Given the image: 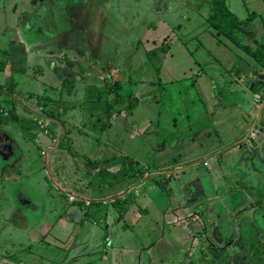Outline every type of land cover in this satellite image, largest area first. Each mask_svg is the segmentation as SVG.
Masks as SVG:
<instances>
[{
    "label": "rangeland",
    "instance_id": "rangeland-1",
    "mask_svg": "<svg viewBox=\"0 0 264 264\" xmlns=\"http://www.w3.org/2000/svg\"><path fill=\"white\" fill-rule=\"evenodd\" d=\"M88 1L90 2L88 7L92 9L98 7L99 10H91L84 15V18L81 17L76 29L70 28L72 22L67 15L70 14L71 17L81 15L82 12L78 9L82 7L83 2ZM133 1L137 2V0ZM178 1L170 0L166 9L168 15L179 13L176 5ZM36 3L38 5H35ZM2 4L6 10L4 16L10 20L9 24L13 29L10 34V45L18 47L15 51L1 50L0 53V61L6 63L5 69L0 68V206L13 207L21 203L25 210H32L31 208L38 205L40 199L45 196V191L49 189L50 178L54 179L52 187L58 186L52 171L47 167V160L51 161V153L46 154L47 152L44 151L46 144L50 142L52 145H57L60 140L66 141L71 137L73 139L71 146L77 152L84 153L83 159L85 160V156H88L95 161V156L91 152L100 147V144H95L93 140L99 132L94 128L89 129L90 126H86L83 120L87 119L90 123L92 118L97 119L102 109L95 110L94 103H101L103 96L111 93L113 99L117 98L110 87L108 91L107 89L97 91V85L105 83L107 87L108 82L105 81L107 77L110 80L109 86L119 81L121 92L125 95L133 96L143 92L142 89L140 91L138 89L142 86V82L138 83V81L156 78L154 65L160 63L165 57L163 52L166 51V47H170L171 41L168 37L163 38L156 44L158 48L153 53H148L149 49L146 52L145 49L148 47L146 42L143 43L144 45H138V41L148 36V33H145L148 19L145 16L142 21L139 20L138 27L134 25V22L127 20L129 13H134L132 8L135 4L131 0H5ZM116 5L118 9L120 7L117 13ZM106 6L112 9V18L109 21H104L103 11ZM139 6L142 7L141 3ZM158 15L162 13L158 12L152 23H157ZM161 18L163 21L166 20ZM101 20L103 25L118 31V37L124 44L123 50H128L122 57L125 59L114 58V56L119 58L120 55H114L115 51L107 53L98 49L99 36L90 37L94 41L92 43L84 35L85 29L90 27L97 30ZM67 21L69 26L66 28ZM170 23L174 24L175 29H180L177 28V20L173 17ZM72 29L74 37L70 33ZM137 29L144 32L141 38L137 36L141 30ZM240 30L245 32L246 28L241 27ZM255 34L251 40L256 38L263 43L264 30H258ZM189 43L193 47L191 40ZM253 46L252 51L256 50L258 45ZM1 47L5 48L6 45ZM207 47L214 52V47L211 45ZM221 49L222 47L216 51L223 54L224 49ZM222 54H219V60L224 59ZM225 54L228 55V53ZM239 56L248 61H253L254 58L249 51H240ZM227 57L236 61L234 57L231 58V54ZM141 64L143 67L139 68ZM145 71L147 73L143 74ZM65 76H69L68 78L74 80L75 84L70 80L65 81ZM260 76L262 74L257 75L259 82L263 80ZM136 81L137 84L134 85ZM13 84H15L14 92L7 94L9 85ZM87 84L90 85L87 96L96 97V100L87 102L84 95ZM261 91L264 93V89ZM255 97L260 106L259 111L263 112L264 105L262 107L261 103L264 101V96L256 93ZM91 109L98 112L90 113ZM48 111L53 112V115H50ZM112 114L114 117L118 113L113 110ZM106 117L105 114L101 116L102 119H107ZM258 124L254 131L258 135L250 133L248 140L242 139L237 143L242 150L240 155L245 158V162H240L241 164L231 161L232 159L226 160L225 148L218 145L206 146L209 145L207 142L202 145V149L206 152L197 156L198 163H194V160L187 161L188 158L185 159L184 154L189 155L190 150L193 149L192 146H188V137L170 135L163 146H160L161 149L155 150L158 155L164 154V161L155 164L156 170L148 175L150 178H145L143 174L139 177L140 181L148 180L142 182V185H145L143 189L146 190L147 197L149 199L154 197L156 202L160 201V204L153 207L149 202L146 203L140 196L141 189H136L137 184L131 189L138 194L132 192L133 195L127 192L120 195L122 199L129 197V200L114 206L115 197L107 199V205L109 208L113 205V212L116 213L115 219L109 224L113 230L117 223L121 225L124 222L123 214L119 213V210H126L136 205L149 206V215L145 214L150 219L148 218L145 230L149 228V234L155 236L153 237L155 243L152 244L155 247L154 251L159 245L166 248L167 251H164L162 256L151 251V246L147 249L142 247L131 250L129 243L131 238L127 234L129 231L124 233L125 238L121 241L120 250H115L112 246L106 254L98 252L103 247L92 248L101 242H109V239L112 242V231L106 237L103 232L97 235L93 246L91 244L93 239L88 240L86 234L74 245L58 241L63 244V247H68L74 253H80L71 258L74 264H80L79 261L82 258L85 260L88 253L91 255L90 260H94V263L89 264H104L102 260H99V256L107 254V256L111 255L112 264H134L131 263L132 251L140 252L139 257L142 258L152 253V264H264V223L259 216L264 212V191H262L264 190V173L259 172L260 169L254 171L248 159L254 157L257 160H264V120L259 121ZM52 130L55 131V138L51 140L49 134ZM106 134L107 142L114 143L117 140L112 138L114 133L111 134L109 129L104 136ZM220 151L222 155L218 157ZM212 152L221 162L214 166L211 161L210 166L201 168L203 166L199 165L205 162L207 156L204 153ZM131 153L140 159L147 157L142 150L137 152L135 149ZM151 155L153 156V153ZM111 162L101 163L98 170L106 166L109 169H115ZM144 167L147 168L145 165ZM65 175L70 178L69 172ZM61 178V176L58 178L59 181ZM3 199L6 205H2ZM19 217V214H16L11 220V225L6 224V219L9 218L5 217V230H2L3 223H0V234H5L10 227L15 229L14 226ZM94 224L95 226L92 227L97 228L98 221H94ZM141 230L143 231V228ZM162 231L165 234L164 237L159 236L163 234ZM15 232L16 234L12 233V235L23 241L32 239L26 229H18ZM93 232V230L88 231L90 236L94 235ZM168 234H172L171 238ZM8 238L9 234L6 233L4 238L1 237L0 242ZM40 239L37 238L39 250L34 249L40 254L46 253L43 252L46 247L55 245V242L48 245ZM18 244L19 242L12 245L11 249L0 245V264H43L41 260L30 261L32 258L25 262L27 246ZM32 245L34 246L35 243L31 242L30 246ZM30 246L27 247L29 250H31ZM256 250L257 253H255ZM147 252L148 255H146ZM10 253L11 255L8 256ZM32 256L42 257L36 253ZM139 257L137 261L140 260ZM143 261L137 264H148L145 263L146 259Z\"/></svg>",
    "mask_w": 264,
    "mask_h": 264
},
{
    "label": "crops",
    "instance_id": "crops-1",
    "mask_svg": "<svg viewBox=\"0 0 264 264\" xmlns=\"http://www.w3.org/2000/svg\"><path fill=\"white\" fill-rule=\"evenodd\" d=\"M3 1L5 2V0ZM3 1H0V53L1 50L15 51L18 47L10 45V34L13 32V29L9 24L10 20L4 16L6 15V10L4 4H2L4 3ZM131 1L135 4L132 8L134 13H129L127 20L132 23L134 22V25L138 27L139 20L142 21L145 16L148 19L147 30L145 29V33H148V36L143 40L139 39L138 45H144L143 43L146 42L148 45L145 49L146 52L149 49L148 53H153L158 48L156 44L163 38L168 37L171 41L170 47H166V51L163 52L165 57L160 63L154 65L156 78L138 81V83L142 82V86L138 87V89L139 91L142 89L143 92H139L133 96L125 95L121 92L124 96L132 98V105L126 108L118 104L117 108H114V112L118 114H115L114 117H112V114L108 121V127L102 126L105 120L101 118L104 111L103 100L101 103H94V109H98V111L102 109V111H99L97 119L92 118L90 123H88L87 119L83 121L86 126H90L89 129L94 128L95 131L99 132L98 136L93 138V140L95 144H100V147L99 149L95 148L93 152L96 153L91 152L95 156V161L88 156H85L84 160V153L80 152V154L72 146L71 148L63 149L57 148L56 144L52 145L48 142L44 148V151H47L46 154L51 153V161L47 160V167L52 171L50 172L55 177L58 186L52 187L54 179L50 178L51 185L49 189L45 191V196L43 199H40L38 205L31 208L32 210H25L21 203L13 207L7 205L8 208L7 206H0L2 207L0 208L2 210L0 223H3V231L5 230V219L7 216L9 218L8 220L6 219L7 225H11V220L16 214L20 216L17 219V224L14 226L16 230L12 227L6 230L5 232L9 234V238L0 242V245L11 249V246L17 242H19L18 245L25 244L27 247L31 245V242L35 243L34 246H30L31 250L27 247V249L25 248V262L32 258L30 261L41 260L43 264L45 262L46 264H74L71 258L80 253H74L68 247H63V244L58 240L74 245L77 240L86 234L88 240L92 241L93 239L91 243L93 246L95 245L94 239L97 235L103 232L106 237L111 231L113 232L112 242L109 239V242H101L92 249L103 247L98 252L104 254L108 253V249H111L112 246L115 250H120L121 241L125 238L124 233L129 231L127 234L131 238L129 240L131 250L142 247L147 249L151 246V251H154L155 247L152 244L155 243V238H153L155 236L149 234V228L145 230V226L150 219V217H147L150 211L149 206L136 205L126 208V210H119V213L123 214L124 222L121 225L117 223V226H114V231L109 227V224L115 219L116 213L115 211L113 212V205L110 208L107 205V199L115 197L113 201L114 206L117 205L118 200L121 204L129 200V197L122 199L120 195L127 192L134 195L132 192L135 191L131 188L137 184L138 187L136 189H141L140 196L146 203L149 202L153 207L160 204V201L156 202L154 197H150V199L147 197V192L143 189L145 185H142V182H147L148 180L144 179L140 181L139 177L143 174L145 178H150L148 175L150 173L153 174L156 170L155 164L164 161V154L158 155V153H155V150H157L156 148L158 150L161 149L160 146H163L164 141L169 139L170 135L173 137L176 135L182 138L188 137V146H192L193 149L190 150L189 155L185 153L184 156L186 157L184 158H188L187 161L194 160V163H198L197 156L200 153L206 152L202 149V145L205 142L209 143L206 146L218 145L225 148L224 151L227 150L225 154L226 160L232 159L231 161L243 163L245 162V158L240 155L242 150L237 146V143L242 139L244 141L248 140L250 133H253L255 136L258 135L254 131L258 127L259 121L264 120V111H259L260 106L255 96L256 93H260L264 89V66L255 57L253 61L242 58L239 56V52L252 50L250 48L254 47V44L260 45L261 43L256 38L251 40V37H253L256 31L264 30V0H179L176 3L179 13L172 15H168L166 11L170 0H157L156 4V0H137L136 3L133 0ZM217 1H223L236 19L245 21L242 27H245L246 31L240 30L239 36L243 38L242 42H245L244 45H240L232 40L228 35L223 33L222 29L216 27L209 20L213 19L212 13L218 6ZM140 3L143 8L139 6ZM89 4V1L83 2L82 7L78 9L82 12L79 16L71 17L70 14L67 15V18L73 23H70V28L76 29L81 17L84 18V15L91 10H99L98 7H95L96 9L88 7ZM35 5L38 4L36 3ZM14 7L15 4L13 5ZM115 9L117 13L120 7L118 9L116 5ZM111 10V8L106 6V9L103 11L104 21H109L112 18ZM157 11L162 13V15H158L157 23H152L156 19ZM139 15L141 18H139ZM170 16L177 20L176 26L180 28L179 30L175 29L174 24L170 23ZM134 17L136 18L134 19ZM161 17L166 20L168 19V21H163ZM68 26L67 21L66 28ZM73 29L70 31L71 34H73ZM117 32L103 25L101 20L97 30L90 27L89 29H85L84 35L92 43L94 41L90 37L94 35L99 36L98 49L107 51V53L115 51L114 55H120L119 58L117 56H114V58L122 60L125 59L122 57L124 54H127L128 50H123L122 46L124 44L121 38L118 37ZM142 33H144L143 30L137 36L141 38ZM255 35L257 36V34ZM190 40L193 42V47L190 46ZM4 45L6 47L2 48L1 46ZM208 45L214 47V52L207 47ZM221 47V50L224 49V59L219 60V54L222 53L216 50L219 51ZM61 50L65 51L66 49ZM71 51H73L72 48ZM225 53L231 54V58L234 57L236 61L227 57L228 55ZM142 67L143 65L141 64L139 68ZM0 68L5 69L6 63L0 61ZM145 73L147 71L143 72V74ZM258 74H262L260 79L263 80H260V82L257 77ZM68 77H66L65 81L70 80L75 84L74 80ZM105 81L110 82L107 77ZM136 84L137 81L134 82V85ZM9 86L7 94L14 92L13 88H15V84ZM89 88L90 85L88 84L84 88L87 102L95 98L87 96ZM97 88V91H103L106 89L105 83H99ZM108 96L112 98L111 93ZM13 100L15 101L16 99L14 98ZM261 105L263 107L264 101ZM91 111L90 113L98 112L93 109ZM108 129L111 134L114 133V137L112 138L117 139L114 143L112 141L107 142V134L104 136V133ZM51 132L54 134L50 137L52 140L55 138V131L52 130ZM100 139L101 141H99ZM72 141L73 139L70 137L68 141L70 145ZM135 149L137 152L142 150L143 153H146L147 157L143 159L137 158L131 153ZM152 153L153 156L151 155ZM218 154V157H220L222 155L221 151ZM204 155H207L206 160L209 161L205 160L204 163H200L199 166H203L201 168L210 166L211 161L214 166L221 162L213 152L204 153ZM126 157L137 161V163L132 164ZM248 159L253 165L254 171L260 169L259 172L264 173V160H257L254 157ZM109 161H112L111 164L115 166V169H109L106 166L98 170L101 163H109ZM144 165L147 167L146 169ZM128 166L132 172L138 171L135 177L133 174L129 175L127 173L125 175L123 173ZM54 171L55 173H53ZM66 172L70 173V178L65 175ZM60 176L62 177L61 181L58 179ZM135 193L138 194V192ZM71 196H74L73 200ZM4 200L2 205H6ZM94 203L98 207L94 208L92 206ZM91 206L93 207L92 210H90ZM102 207L106 209L103 210ZM9 211L11 214H8L10 213ZM129 213L131 214L129 215ZM96 220L98 221L97 228L92 227L95 226L94 221ZM141 228H143V231ZM18 229L28 230L32 239H25L23 241L14 237L12 233L16 234L15 231ZM90 230L94 231V235H89L88 231ZM5 234H0V236L4 238ZM42 235H44L43 240L40 239ZM162 235L163 237L165 236L164 232L159 236ZM168 235L171 238L172 234ZM38 237L41 241L48 243V245L52 244V242H55V245L52 244L51 247H46L43 250L46 253L40 254V252L34 250H39L40 248L38 246L39 242H37L39 241L37 240ZM84 240L87 241L85 238ZM170 241L172 240L170 239ZM164 251H167L166 248H162L159 245L154 252L156 255L162 256ZM34 253L42 257H33L32 254ZM81 253L84 254L83 252ZM141 254L143 256V251H141ZM107 255H100L99 260H102L104 264L108 262L112 264L111 255ZM139 255L140 252L136 251V253H133L132 251L131 263H142L146 259L145 263L152 264V253L148 255L147 252L146 255L148 256L144 258L139 257ZM90 257L91 255L88 253L85 260L82 258L79 261L80 264L94 263V260H90ZM127 257L126 263L128 262ZM138 257L140 258L139 261H137Z\"/></svg>",
    "mask_w": 264,
    "mask_h": 264
},
{
    "label": "trees",
    "instance_id": "trees-1",
    "mask_svg": "<svg viewBox=\"0 0 264 264\" xmlns=\"http://www.w3.org/2000/svg\"><path fill=\"white\" fill-rule=\"evenodd\" d=\"M218 6L216 7L215 11H213L212 13V17L213 19H209L210 21L213 22V24L218 27L219 29H222L223 33L228 35L232 40H234L235 42L239 43L240 45H244L245 42L243 41L242 37L240 36V28L243 26V24L245 23V21H241L236 19V17L230 12V10L226 7L225 3L223 1H217ZM247 23V22H246ZM246 46V45H245ZM252 49V48H250ZM251 52V54L255 57V59L262 65L264 66V42L260 43V45L257 46L256 50L252 51V50H248ZM109 87L111 88V90L115 93V96L117 97L118 95V99L115 98H110L108 95L107 96H103L102 100H103V107H104V113L107 116L104 121H103V127H108V121L110 120L109 118H111L112 116V111L114 110V108H117L118 104L123 105V107L129 108L132 105V101L130 97L124 96L121 91H120V85H119V81H117L115 84L109 86L107 85L106 89L108 91ZM96 98V97H95ZM93 100H96V99ZM98 98V97H97ZM128 99V100H126ZM127 103V104H126ZM126 106H125V105ZM50 112V111H48ZM103 113V115H104ZM50 115H53V112L49 113ZM53 136V132L50 133V136ZM68 140H60L59 143L56 145L57 148H63V149H68L69 147L71 148L70 143L68 142ZM45 152H47L45 150ZM127 160L129 162L133 163H137V161H134L132 159H130L129 157H126ZM123 173L125 175H127V173L133 174L135 176L136 171L132 172L131 168H129V166L126 168V170L123 171ZM263 191V190H262ZM117 205L120 204V201L118 200ZM92 206L98 207L97 204H92ZM90 207V210L93 209V207ZM255 253H257V250L255 251Z\"/></svg>",
    "mask_w": 264,
    "mask_h": 264
},
{
    "label": "water",
    "instance_id": "water-1",
    "mask_svg": "<svg viewBox=\"0 0 264 264\" xmlns=\"http://www.w3.org/2000/svg\"><path fill=\"white\" fill-rule=\"evenodd\" d=\"M261 221L264 223V212L259 214Z\"/></svg>",
    "mask_w": 264,
    "mask_h": 264
},
{
    "label": "clouds",
    "instance_id": "clouds-1",
    "mask_svg": "<svg viewBox=\"0 0 264 264\" xmlns=\"http://www.w3.org/2000/svg\"><path fill=\"white\" fill-rule=\"evenodd\" d=\"M259 94H262V96H264V93L263 92H260ZM253 134V133H252ZM254 135V134H253Z\"/></svg>",
    "mask_w": 264,
    "mask_h": 264
},
{
    "label": "built area",
    "instance_id": "built-area-1",
    "mask_svg": "<svg viewBox=\"0 0 264 264\" xmlns=\"http://www.w3.org/2000/svg\"><path fill=\"white\" fill-rule=\"evenodd\" d=\"M71 199L73 200L74 199V196H71Z\"/></svg>",
    "mask_w": 264,
    "mask_h": 264
},
{
    "label": "flooded vegetation",
    "instance_id": "flooded-vegetation-1",
    "mask_svg": "<svg viewBox=\"0 0 264 264\" xmlns=\"http://www.w3.org/2000/svg\"><path fill=\"white\" fill-rule=\"evenodd\" d=\"M263 213V212H262Z\"/></svg>",
    "mask_w": 264,
    "mask_h": 264
}]
</instances>
